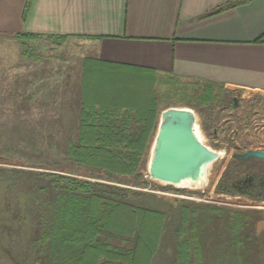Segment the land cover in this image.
Wrapping results in <instances>:
<instances>
[{
  "label": "rangeland",
  "instance_id": "rangeland-1",
  "mask_svg": "<svg viewBox=\"0 0 264 264\" xmlns=\"http://www.w3.org/2000/svg\"><path fill=\"white\" fill-rule=\"evenodd\" d=\"M81 54L68 39L0 38V264L56 263L44 237L54 224L59 194L52 174L121 187L132 206L162 213L164 231L152 264H186L185 241L198 247L190 253L195 259L199 252L201 264H264V160L240 158L264 152V94L124 75L121 83L131 97L128 109L112 117L117 138L123 131L125 139H135L146 126L144 116L154 119L148 147L124 181L122 171L76 161L88 66ZM118 100L103 95L97 110ZM170 107L193 109L206 145L223 153L204 188L149 179L150 147L160 114ZM110 151L131 156L128 149Z\"/></svg>",
  "mask_w": 264,
  "mask_h": 264
},
{
  "label": "crops",
  "instance_id": "crops-1",
  "mask_svg": "<svg viewBox=\"0 0 264 264\" xmlns=\"http://www.w3.org/2000/svg\"><path fill=\"white\" fill-rule=\"evenodd\" d=\"M234 1L0 0V38L68 39L88 65L264 94V0L218 12Z\"/></svg>",
  "mask_w": 264,
  "mask_h": 264
},
{
  "label": "trees",
  "instance_id": "trees-1",
  "mask_svg": "<svg viewBox=\"0 0 264 264\" xmlns=\"http://www.w3.org/2000/svg\"><path fill=\"white\" fill-rule=\"evenodd\" d=\"M249 1L236 0L220 7L218 12ZM31 2L29 0L27 8ZM123 69L107 64L88 65L85 69L81 144L74 149V155L79 164H103L112 171H122V180L127 181L134 174L139 157L148 147L154 119L149 115L144 116L146 126L135 139H125L123 131L120 132L123 138H117L112 117L128 109L125 102L131 97L125 94V85L121 83V78L129 75ZM110 93L119 98L120 103L110 110L101 108L102 112H99L96 100H101V96L106 94L110 96ZM137 98V102L142 101L141 96ZM118 148L130 150L131 156L121 158L111 153V149ZM51 177L59 194L54 224L44 237L50 241L51 249L57 256L55 264H152L164 231L162 213L132 206L126 200V190L121 187L91 183L70 176L52 174ZM181 248V257L186 264H201L199 252L195 259L190 253L191 249L198 250V247L193 248L185 241Z\"/></svg>",
  "mask_w": 264,
  "mask_h": 264
},
{
  "label": "water",
  "instance_id": "water-1",
  "mask_svg": "<svg viewBox=\"0 0 264 264\" xmlns=\"http://www.w3.org/2000/svg\"><path fill=\"white\" fill-rule=\"evenodd\" d=\"M222 157L221 151L206 145L193 109L170 107L160 114L150 147L148 176L152 182L166 186L204 188L210 183L212 167ZM240 158L264 160V152L250 151Z\"/></svg>",
  "mask_w": 264,
  "mask_h": 264
},
{
  "label": "flooded vegetation",
  "instance_id": "flooded-vegetation-1",
  "mask_svg": "<svg viewBox=\"0 0 264 264\" xmlns=\"http://www.w3.org/2000/svg\"><path fill=\"white\" fill-rule=\"evenodd\" d=\"M234 103L236 104V103H237V101L235 100V101H234Z\"/></svg>",
  "mask_w": 264,
  "mask_h": 264
}]
</instances>
